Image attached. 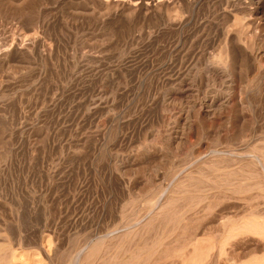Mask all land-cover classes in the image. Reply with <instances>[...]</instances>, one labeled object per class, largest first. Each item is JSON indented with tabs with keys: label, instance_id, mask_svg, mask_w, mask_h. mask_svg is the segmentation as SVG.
Here are the masks:
<instances>
[{
	"label": "rangeland",
	"instance_id": "obj_1",
	"mask_svg": "<svg viewBox=\"0 0 264 264\" xmlns=\"http://www.w3.org/2000/svg\"><path fill=\"white\" fill-rule=\"evenodd\" d=\"M90 240L264 264V0H0V264Z\"/></svg>",
	"mask_w": 264,
	"mask_h": 264
},
{
	"label": "bare ground",
	"instance_id": "obj_2",
	"mask_svg": "<svg viewBox=\"0 0 264 264\" xmlns=\"http://www.w3.org/2000/svg\"><path fill=\"white\" fill-rule=\"evenodd\" d=\"M187 1V0H186ZM192 6L195 8L196 7V5H195V3H193L192 4ZM193 11V10H192ZM261 11V10H260ZM262 16V15H261ZM183 21V20H182ZM184 22V21H183ZM203 24V23H202ZM202 26V25H201ZM221 33V31H219V29L218 28H215V33H214V36H217L218 35V33ZM211 40H212V42L214 41V37H212L211 38ZM225 40H226V42L228 43V45L231 47V58H232V62H234V63H238V61H239V63H241L242 61H244L245 63H247L248 65H251V67H254L255 65H254V58H252L250 55H246L245 53H243V52H241V51H239V50H237V49H234L235 47V45H234V43H233V41H232V39L230 38V37H228V36H226L225 37ZM234 40V39H233ZM226 49V48H225ZM242 59V60H241ZM241 61V62H240ZM199 62V61H198ZM207 66V65H206ZM209 66V65H208ZM213 69V68H212ZM212 69H210V70H212ZM214 70H215V68H214ZM227 72V71H226ZM224 73V72H223ZM193 77V76H192ZM227 94V93H226ZM227 96V95H226ZM225 96V97H226ZM226 99V98H225ZM224 98H223V102H224V100H225ZM228 100V99H227ZM226 100V101H227ZM221 101H222V99H221ZM222 103V102H221ZM226 103V102H225ZM210 104H211V102H210ZM224 104V103H223ZM209 105V104H208ZM210 108V107H209ZM208 109V108H207ZM212 114V113H211ZM219 114V113H218ZM231 160V159H230ZM263 177V176H262ZM92 242H91V240L90 241H88L87 243H86V245H87V247H89V251L87 252V254H84L83 256H82V254H81V251H78L77 253H76V255L74 256V259H73V264H80L81 263V260L82 259H86L87 257H89V256H91V255H93V253L95 252L94 251V245L93 246H91L92 244H91ZM105 264V263H104ZM156 264H157V262H156Z\"/></svg>",
	"mask_w": 264,
	"mask_h": 264
}]
</instances>
